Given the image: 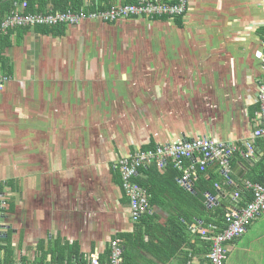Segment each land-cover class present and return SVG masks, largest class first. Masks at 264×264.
Segmentation results:
<instances>
[{"label":"crops","instance_id":"0c3cea01","mask_svg":"<svg viewBox=\"0 0 264 264\" xmlns=\"http://www.w3.org/2000/svg\"><path fill=\"white\" fill-rule=\"evenodd\" d=\"M91 22L68 26L58 38L31 29L20 44V29L13 30L5 51L13 74L0 89V197L7 202L0 263L107 259L112 240L137 229L115 165L151 141L206 138L238 150L254 144L257 157L237 156L229 179L208 167L220 179L212 186L221 206L241 205L264 156V141L253 137L264 0H190L183 18ZM161 202L167 208L151 214L165 226L179 202L174 195ZM263 217L232 245L225 264H264ZM191 227L195 234L203 222ZM203 238L195 250L201 263L210 242ZM189 247L168 264H186Z\"/></svg>","mask_w":264,"mask_h":264},{"label":"trees","instance_id":"16d2710c","mask_svg":"<svg viewBox=\"0 0 264 264\" xmlns=\"http://www.w3.org/2000/svg\"><path fill=\"white\" fill-rule=\"evenodd\" d=\"M89 1L91 3L86 6L85 0H0V69L2 71L0 73L12 78V65L10 63V59L5 55V51L13 46V31L3 33L1 31V28L3 21L7 16L15 12L19 4L26 2V8L23 11V13L25 14H49L51 13L50 7H52L53 13H76L80 12V10L84 7H86V10L88 11L93 10L94 12H96L97 10H106L109 7L115 6V2H112L111 0H98L99 2H96L95 0ZM134 2L135 0H129V2L125 3L124 5ZM149 20L162 21L170 19L167 17H155L153 19L149 18ZM118 21L119 20L115 22ZM91 23L114 22L94 21ZM19 29V35L21 38L17 40L18 44L21 43L20 40L24 38V36L30 30L21 28ZM36 30L44 35H53L58 38L63 37L66 34L68 25L57 27H38L35 29V31ZM114 113L115 112H112L113 116H115ZM170 144H172V142L156 143L154 141H151L150 143L144 144L138 151L142 154L152 153V158L148 159L147 162L143 163L138 168V175L133 179V183H136V185H138L140 189L145 192V196L147 198L146 207L144 208V210L139 211L140 217L137 220H134V218L132 217L133 209L131 198L126 194L123 187V180H121L122 188L129 200L131 221L137 229L132 234L116 237L114 239L121 241V244H119L122 249V258L120 264H168L172 257L180 252L182 248L184 249V246H190L186 249L185 253L186 264H209L210 259L208 256L212 252L214 246L212 236L213 234L217 233H210V225H214L217 228V231H225L228 229L229 224L233 220L234 212L229 211L227 208H225L226 206H209L207 204V193L211 194L213 197L217 196V191L212 186V182L220 181V179L217 180L214 175L211 176V174H206L207 169L212 165H215L213 167H215L216 169H222L220 166V162L214 161L208 162L206 165H202L200 161L195 162L190 159H184L185 162H183L182 167H180L182 169H180L177 162L170 158L165 159L166 164H163L162 158L158 154L159 147H165ZM236 151V154L231 159L232 167L235 165L237 156H241L247 159L248 162L254 160V156L246 155V148ZM134 153H136V151H134ZM198 158H202V156L196 155V159ZM261 159L262 160L259 161V163L252 169L248 179L250 183H259L260 185L264 186V156ZM194 163L197 169V174L193 177L194 192H191L185 189V187L181 183V180L185 173V169H187ZM119 168L120 167L116 168V172L120 174V177L122 179V173ZM222 177L223 174L222 172H220L219 178ZM168 195L171 198L174 195V199L178 200L179 205L171 207L174 212L170 215V218L164 226L158 222L156 216H153V214H151V210L154 207H161L164 209L167 208V206H165V203L167 202L161 201L162 197L165 199L168 198ZM241 197L243 198V201L241 202L242 208L246 207L247 204H249L254 199L253 194L248 190H245L244 194L242 193ZM196 221H202L203 227H200L201 230H198L194 234L192 233L191 228L193 227H191V224ZM158 229H160L161 231H159ZM157 230L160 232V235L157 234ZM243 236L235 239L232 242L233 244L228 246L229 250L225 255L226 258L223 261V264H225L232 245H234V243ZM202 238L203 240L206 239L207 241H210L208 242L206 249L203 251V253H206V262L204 263L199 262L195 258L196 251L197 253L198 251L201 252L198 246L199 244H201L200 239ZM114 240H112V242ZM143 252L151 256L155 261H153L152 263L148 262L147 259L143 256ZM108 254H110V252ZM92 256H96L98 259H100L102 264H105L108 262L111 254L108 255L107 259H102L103 256L101 257V254H94ZM87 261L82 260V262H78V264H87ZM56 262H58V260ZM64 263L62 262V264ZM67 264H70V262L68 261Z\"/></svg>","mask_w":264,"mask_h":264},{"label":"built area","instance_id":"2783aa9c","mask_svg":"<svg viewBox=\"0 0 264 264\" xmlns=\"http://www.w3.org/2000/svg\"><path fill=\"white\" fill-rule=\"evenodd\" d=\"M190 0H136L135 4L130 5H115L106 10H97L96 12L88 11L86 9L80 12H57L53 13L52 7H50L49 14H25L23 7H17L15 13L6 17L2 23L1 31L7 33L19 28L35 29L38 27H57L62 25H78L89 20L102 21V22H115L120 19L130 18L132 16H146L148 18L155 17H167L170 20L183 18L188 12ZM88 4H86L87 6ZM262 70L263 76L260 83V90L258 94L257 104L259 105V125L256 133L253 135L254 139H262L264 141V56L262 58ZM11 77H7L0 73V89H2L9 81ZM247 150L246 155L252 156L255 153V145L251 142L245 144ZM238 150L231 143H216L213 140L206 138H196L187 142H175L165 147H159L158 154L162 158V163L166 164L165 159L172 158L177 162L179 168L182 167L184 159H190L192 161H200L202 165H206L208 162H220L223 176L230 178L232 172L231 159ZM136 151V153H129L118 160L115 168L120 167L122 173L123 187L126 194L131 198L132 202V217L137 220L140 217L139 211L144 210L147 204V198L145 192L140 189L136 183H133V179L138 175V168L148 159L152 158V153L142 154ZM204 153V154H203ZM196 155L202 156V158L196 159ZM182 169V168H180ZM184 170V169H183ZM195 163L185 169V173L181 180V183L188 191L194 192L193 177L196 176ZM253 194V201L242 208L238 205L233 208V220L225 231H217L214 225H210V233H215L212 236L213 250L209 254V264H223L225 255L228 252V246L233 244L232 242L243 236L248 229L264 215V186L259 183H247L245 188ZM207 204L213 206L215 204V198L207 193ZM7 202L3 197H0V224L1 217ZM1 226V225H0ZM121 241L114 240L109 246L110 258L105 264H120L122 258V249L120 247ZM109 254V255H110ZM3 264V263H0ZM23 264V263H20ZM87 264H102L100 259L96 256H91Z\"/></svg>","mask_w":264,"mask_h":264},{"label":"rangeland","instance_id":"374dc122","mask_svg":"<svg viewBox=\"0 0 264 264\" xmlns=\"http://www.w3.org/2000/svg\"><path fill=\"white\" fill-rule=\"evenodd\" d=\"M88 1V3H91L89 0H87ZM85 3H86V1H85ZM136 3V0H135V2L134 3H131V4H135ZM22 4H24V5H26V2H24V3H22ZM119 5H123V6H125L124 4H119ZM126 5H130V4H126ZM23 10H25V8L23 9ZM16 11V10H15ZM15 13V12H14ZM33 14V13H32ZM133 17V16H132ZM131 17V18H132ZM138 17H142V18H148V17H146V16H134L133 18H138ZM131 18H126V19H131ZM149 19V18H148ZM152 19V18H151ZM123 20V19H122ZM91 21H93V20H89V21H87V22H91ZM82 24V23H81ZM78 25H80V24H78ZM21 29H27V30H29L28 28H21ZM36 29V28H35ZM34 29V30H35ZM57 40V39H56ZM55 40V41H56ZM54 42V41H53ZM71 43H67V45L69 46ZM72 45V44H71ZM129 70H132V68H130ZM216 142V141H215ZM216 143H228V142H216ZM264 218V217H263ZM261 224H263L264 223V220L263 221H261L260 222ZM256 225H253V228L255 227Z\"/></svg>","mask_w":264,"mask_h":264},{"label":"water","instance_id":"95a60500","mask_svg":"<svg viewBox=\"0 0 264 264\" xmlns=\"http://www.w3.org/2000/svg\"><path fill=\"white\" fill-rule=\"evenodd\" d=\"M257 155H258V153H254L252 156H254V158H256L257 157ZM221 197V196H220ZM239 201V200H238ZM220 203H221V201L218 199V198H215V204H214V206H218V205H220ZM236 205L238 204V202H236L235 203ZM224 205L225 206H230L232 209L234 208L235 209V206L231 203V204H228L227 202H225L224 203ZM233 205V206H232ZM0 228H1V226H0Z\"/></svg>","mask_w":264,"mask_h":264},{"label":"bare ground","instance_id":"6f19581e","mask_svg":"<svg viewBox=\"0 0 264 264\" xmlns=\"http://www.w3.org/2000/svg\"><path fill=\"white\" fill-rule=\"evenodd\" d=\"M133 17H134V16H133ZM133 17H132V18H133ZM136 17H137V16H136ZM130 18H131V17H130ZM260 83H261V82H260Z\"/></svg>","mask_w":264,"mask_h":264},{"label":"clouds","instance_id":"9594fccd","mask_svg":"<svg viewBox=\"0 0 264 264\" xmlns=\"http://www.w3.org/2000/svg\"><path fill=\"white\" fill-rule=\"evenodd\" d=\"M214 206V205H213Z\"/></svg>","mask_w":264,"mask_h":264}]
</instances>
